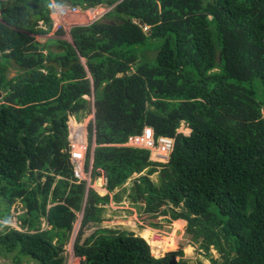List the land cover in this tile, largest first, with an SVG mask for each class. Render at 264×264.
<instances>
[{"label": "trees", "instance_id": "16d2710c", "mask_svg": "<svg viewBox=\"0 0 264 264\" xmlns=\"http://www.w3.org/2000/svg\"><path fill=\"white\" fill-rule=\"evenodd\" d=\"M70 1L112 8L71 27L74 42H42L35 34L52 29L53 1L0 0V257L67 264L82 212L73 246L81 264H171L173 255L172 264H190L183 246L156 257L150 229L85 234L107 203L121 201V190L111 192L145 171L129 195L150 226L160 215L181 218L175 228L186 220L190 244L211 264H220L212 246L221 264H264V0ZM75 59L68 70L48 63ZM85 95L95 108L86 169L92 180L104 174V195L75 176L70 158L68 120L90 111ZM81 122L72 121L84 130ZM146 125L175 139L168 161L125 144ZM18 199L21 228L3 222Z\"/></svg>", "mask_w": 264, "mask_h": 264}, {"label": "rangeland", "instance_id": "374dc122", "mask_svg": "<svg viewBox=\"0 0 264 264\" xmlns=\"http://www.w3.org/2000/svg\"><path fill=\"white\" fill-rule=\"evenodd\" d=\"M53 1V10H52V17L54 19V24L52 29L46 33V34H35V37L42 41L51 42L52 39H65L70 42L73 41V37L70 33L71 27L79 24H89L93 22L94 20L98 18H103L104 14H106L107 11H109L112 7L105 5V4H97L94 7H86L85 9H81L78 12H72V8L74 5H72L70 0H64V4L66 5L64 9H61L60 3L57 1ZM1 18V14H0ZM43 28H46V25L42 22L41 25ZM60 28H63L64 33L60 34L57 32ZM47 52V51H45ZM81 60L85 63V58H81ZM16 74L15 70H11L9 72V76H14ZM86 98L90 100L91 103V109L90 111L80 117H75L74 115L69 116L68 124H69V139L70 140H76V139H85L87 141L88 149H89V125L91 122L94 121V114H95V108H94V96L93 95H85ZM83 118V128L84 130L73 125L72 121L79 120ZM82 129V130H81ZM180 132L189 134L191 132L190 128L186 125H182L179 128ZM95 136L93 135V143L92 147L95 146L94 142ZM90 171L87 170V178L89 177ZM142 173H135L133 174L122 186L115 189V191L111 192V195H113L115 192L121 190L122 197L120 198L121 201L116 202L115 200H111L109 203L105 205V209L102 212V221L100 222H92L88 225L87 229L85 230V234L89 235L91 234L95 229L98 227H108L118 230H128L129 232H133L135 235L142 236V232L146 229H150L151 231H154V237L158 241L160 247L152 246L148 239L145 237V239L149 242L151 246V252L156 257L164 256L168 251L176 250L180 246L184 247V258L188 259L190 264H198V262L202 261L206 264H211L210 255L207 256V253L203 249H198V244H190V237L185 234L186 232V222L180 227L175 228L174 225H176V221H172L168 223L166 221V218L164 215L159 216V222L161 225L157 228L150 226L145 220L141 218V209L138 205L132 203L131 196L129 195V190L131 186L134 184V177L139 176ZM151 178L156 182L160 183V176L159 173H154L151 175ZM91 184L89 186H93L101 195H104L108 193L106 189V181L105 176L102 174L101 176H97L94 178V180L91 179ZM124 187V188H123ZM123 188V189H122ZM26 211V208L24 206V203L18 199L16 200L13 205L11 206V219L9 221H3L5 224H9L12 226H15L17 228L20 227V220L18 218L19 214H23ZM78 218L74 223V229L71 234L70 240L65 245V251L64 255L67 258V264H81L80 258L76 257L74 255V241L76 238V235L79 231L80 224H81V218H82V212L77 213ZM181 221V220H179ZM184 221V220H182ZM44 226H46L45 219L43 218L42 221ZM1 228V226H0ZM178 230V231H177ZM179 232V233H177ZM172 233L177 237V242L175 246L166 248V238L168 239L170 236H172ZM144 237V236H143ZM163 248V249H162ZM211 254L214 258H217L220 264L223 262L222 254L215 249L213 246L211 247ZM177 259L179 260L180 257L177 256ZM177 260V261H178ZM0 264H16L14 261L11 260V258H2L0 257ZM21 264H35L34 260H28L27 257L23 259V262Z\"/></svg>", "mask_w": 264, "mask_h": 264}, {"label": "built area", "instance_id": "2783aa9c", "mask_svg": "<svg viewBox=\"0 0 264 264\" xmlns=\"http://www.w3.org/2000/svg\"><path fill=\"white\" fill-rule=\"evenodd\" d=\"M81 10L79 5H74L72 12ZM70 158L74 168V174L79 179H87L88 186L91 184V170L87 178L86 154L88 151L87 141L83 139L70 140ZM126 145L150 149L151 159L166 162L169 160L175 145V139L168 135H156L152 126L146 125L141 133L128 136ZM93 187V186H92Z\"/></svg>", "mask_w": 264, "mask_h": 264}, {"label": "water", "instance_id": "95a60500", "mask_svg": "<svg viewBox=\"0 0 264 264\" xmlns=\"http://www.w3.org/2000/svg\"><path fill=\"white\" fill-rule=\"evenodd\" d=\"M145 30L148 31V27H145ZM148 32H149V31H148ZM50 47H51V48H58L57 45H51ZM77 61H79V60H76V59H75V60H71L70 65H69L68 67H65V66H63V65H60V64L55 63V62H53V61L48 62V63H49V64H54V65H56L57 68H62L63 70H68V69H70L71 66H72L75 62H77ZM124 76L126 77V75H124ZM177 233H179V232H177ZM177 260H178L177 257H176L175 255H173V257H172L170 263L172 264V263L176 262Z\"/></svg>", "mask_w": 264, "mask_h": 264}, {"label": "bare ground", "instance_id": "6f19581e", "mask_svg": "<svg viewBox=\"0 0 264 264\" xmlns=\"http://www.w3.org/2000/svg\"><path fill=\"white\" fill-rule=\"evenodd\" d=\"M176 236L175 235H173L172 234V236H170L168 239L166 238V248L165 249H167V248H169V247H172L174 244H175V242L177 241L176 240ZM158 240V239H157ZM156 240V238L154 237V235H153V237H152V244L153 245H155V246H158V247H160V245H159V243H158V241ZM163 249V248H162Z\"/></svg>", "mask_w": 264, "mask_h": 264}, {"label": "crops", "instance_id": "0c3cea01", "mask_svg": "<svg viewBox=\"0 0 264 264\" xmlns=\"http://www.w3.org/2000/svg\"><path fill=\"white\" fill-rule=\"evenodd\" d=\"M177 220H184V219H181V218H180V219H177ZM177 220H175V221H177ZM185 222L187 223V221H186V220H185Z\"/></svg>", "mask_w": 264, "mask_h": 264}, {"label": "clouds", "instance_id": "9594fccd", "mask_svg": "<svg viewBox=\"0 0 264 264\" xmlns=\"http://www.w3.org/2000/svg\"><path fill=\"white\" fill-rule=\"evenodd\" d=\"M182 125H185V123L183 122ZM191 130V129H190Z\"/></svg>", "mask_w": 264, "mask_h": 264}]
</instances>
